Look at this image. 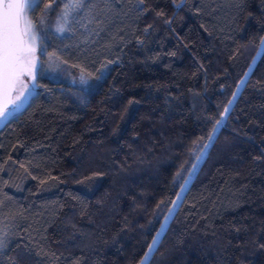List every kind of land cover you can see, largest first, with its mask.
I'll use <instances>...</instances> for the list:
<instances>
[{"label": "trees", "instance_id": "16d2710c", "mask_svg": "<svg viewBox=\"0 0 264 264\" xmlns=\"http://www.w3.org/2000/svg\"><path fill=\"white\" fill-rule=\"evenodd\" d=\"M87 3L31 11L55 55L0 128V264H140L166 218L145 264H264V0Z\"/></svg>", "mask_w": 264, "mask_h": 264}, {"label": "snow or ice", "instance_id": "6c2138e0", "mask_svg": "<svg viewBox=\"0 0 264 264\" xmlns=\"http://www.w3.org/2000/svg\"><path fill=\"white\" fill-rule=\"evenodd\" d=\"M54 2L56 0H52L47 4H43V0H0V98L4 100V104L0 105V118L11 114L7 107L8 103L18 108L17 101L22 102L25 91H28L24 77L27 76L33 81L36 79L37 37L33 31L31 20L25 16V9L35 12L43 4L44 9L48 10L52 8ZM60 2L64 3L62 14L65 19L74 11L79 12L80 9L85 7H95V5H89L87 0H68V2L60 0ZM139 2L143 3L144 0H139ZM179 6L177 5V7ZM40 19L42 21L43 16ZM64 30V26L58 28L60 32ZM39 54L49 58L55 55L54 53L49 54L44 46H40ZM64 63H67V61H64ZM109 63H112V61H109ZM106 66L104 65V67ZM13 92L17 93L15 99L11 98ZM233 98H235V93H233ZM131 102L129 101V103ZM228 103L231 104L232 101L230 100ZM228 111L229 109L226 107L224 114L226 115ZM216 123L220 124L221 121ZM213 132H215V129H213ZM211 139L212 137L209 136V140ZM159 235L160 233H157V236ZM156 243L157 241L154 239L140 264H145V261L149 259V253L153 251V246ZM6 247L7 242L0 236V254L3 253ZM12 264H17V262L13 260Z\"/></svg>", "mask_w": 264, "mask_h": 264}, {"label": "rangeland", "instance_id": "374dc122", "mask_svg": "<svg viewBox=\"0 0 264 264\" xmlns=\"http://www.w3.org/2000/svg\"><path fill=\"white\" fill-rule=\"evenodd\" d=\"M64 1H65V0H64ZM65 2H68V0H66ZM74 12H75V11H74ZM74 12H72V13H74ZM61 13H62V12H61ZM72 13H71V14H72ZM25 16H26L29 20H31V22H32V19H31V10H30V9H25ZM68 20H69V16L65 19V18L63 17V14H62V15L59 17V19L56 21V24H55V30H56L58 33H60V34L64 33V31H66V29H67ZM32 25H33V22H32ZM60 26H64L65 30H64L63 32L58 31V28H59ZM33 31L36 33V37H37V40H36V46H37V48H38V52H37L38 62H37V68H36V79L33 81V80H31L29 77H27V76L24 77V81H25V84H26V86H27L28 91H25V93H24V97H22V102H21V101H17V104L19 105L18 108H17L16 106L8 108V109H9V112H10L11 114L6 115L4 118H0V128H1V127H2V126H3L8 120H10L12 117H14L15 115H17V114H18V113H19V112L25 107V105L29 102L31 96L34 94L35 86H36V81H37V72H38V68H39V65H40V54H39V48H40V46H39V36H38L37 31H35L34 25H33ZM262 45H264V42H262ZM79 79H80V80H79V83H80L81 85H86V84L89 82V78L86 77V76H84V77H82V78H79ZM16 95H17V93L15 92V93H14V99H15ZM180 193L182 194V190H181ZM171 212H172V210H171ZM171 212H169V213L171 214ZM170 214H168V215H170ZM167 217H168V216H167ZM166 221H167V218L164 220L163 225H162L163 227L160 228V230H159L158 233L161 234V231L164 229V225H166V224H165ZM159 236H160V235H159ZM159 236L156 235V239H155L156 241L158 240ZM152 242H153V241H152ZM154 246H155V245H154Z\"/></svg>", "mask_w": 264, "mask_h": 264}, {"label": "water", "instance_id": "95a60500", "mask_svg": "<svg viewBox=\"0 0 264 264\" xmlns=\"http://www.w3.org/2000/svg\"><path fill=\"white\" fill-rule=\"evenodd\" d=\"M14 93H15V92L12 93V97H11L12 99H14ZM2 104H4V100H3L2 98H0V105H2ZM14 106H15V105H13V104H11V103H8V104H7V107H8V108H10V107H14Z\"/></svg>", "mask_w": 264, "mask_h": 264}]
</instances>
